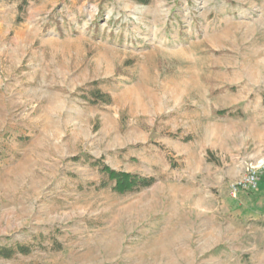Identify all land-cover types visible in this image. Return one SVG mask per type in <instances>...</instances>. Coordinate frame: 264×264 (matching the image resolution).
Here are the masks:
<instances>
[{
	"label": "rangeland",
	"instance_id": "rangeland-1",
	"mask_svg": "<svg viewBox=\"0 0 264 264\" xmlns=\"http://www.w3.org/2000/svg\"><path fill=\"white\" fill-rule=\"evenodd\" d=\"M26 1H0V264L246 249L215 167L264 146V0ZM104 167L153 183L119 193Z\"/></svg>",
	"mask_w": 264,
	"mask_h": 264
},
{
	"label": "crops",
	"instance_id": "crops-1",
	"mask_svg": "<svg viewBox=\"0 0 264 264\" xmlns=\"http://www.w3.org/2000/svg\"><path fill=\"white\" fill-rule=\"evenodd\" d=\"M262 134L264 135V129ZM263 151L264 146L245 159L230 158L228 162L221 164V167H215L223 182L218 192L220 212L230 218L226 223H229L231 228L234 227L233 224L250 228V242L246 249L239 250L234 246L236 232L233 230H230V236L225 235L223 239L215 238L211 248H214L218 255L210 259L215 262L214 264H264V174L260 175L256 190L239 192L235 198L227 187L229 181L239 176L247 161L257 159ZM233 152L237 151H230V154ZM230 154L228 156H231ZM219 245H222L221 248Z\"/></svg>",
	"mask_w": 264,
	"mask_h": 264
},
{
	"label": "trees",
	"instance_id": "trees-1",
	"mask_svg": "<svg viewBox=\"0 0 264 264\" xmlns=\"http://www.w3.org/2000/svg\"><path fill=\"white\" fill-rule=\"evenodd\" d=\"M137 1L146 3V0H137ZM26 3H27L26 0H20L19 8L23 9L26 6ZM87 98L92 103H97L100 101L104 103L108 102V99L105 96H101L100 93L96 90H94L91 93V95H88ZM218 113L232 115L231 110H221ZM103 171L105 172L108 180L114 182L115 185L113 186V189L119 193L136 191L143 187L150 186L153 183L152 179H142V178H138V177L131 176L128 174H124V173H117L112 170H108V168L106 167L103 168ZM16 246L19 252L23 254H26L28 252L27 247L18 246V245ZM13 252H14V249H0V258L1 257L8 258L11 256Z\"/></svg>",
	"mask_w": 264,
	"mask_h": 264
},
{
	"label": "built area",
	"instance_id": "built-area-1",
	"mask_svg": "<svg viewBox=\"0 0 264 264\" xmlns=\"http://www.w3.org/2000/svg\"><path fill=\"white\" fill-rule=\"evenodd\" d=\"M261 173H264V157L256 164L247 166L244 174L228 186L232 197L235 198L239 192H249L255 189Z\"/></svg>",
	"mask_w": 264,
	"mask_h": 264
}]
</instances>
